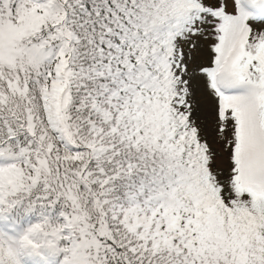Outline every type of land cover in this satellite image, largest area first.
<instances>
[{
    "label": "snow or ice",
    "instance_id": "obj_1",
    "mask_svg": "<svg viewBox=\"0 0 264 264\" xmlns=\"http://www.w3.org/2000/svg\"><path fill=\"white\" fill-rule=\"evenodd\" d=\"M0 264H264V0H0Z\"/></svg>",
    "mask_w": 264,
    "mask_h": 264
}]
</instances>
